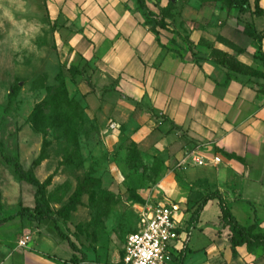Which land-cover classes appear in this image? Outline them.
Here are the masks:
<instances>
[{"label": "rangeland", "instance_id": "374dc122", "mask_svg": "<svg viewBox=\"0 0 264 264\" xmlns=\"http://www.w3.org/2000/svg\"><path fill=\"white\" fill-rule=\"evenodd\" d=\"M227 1L175 0L167 16L174 29H191L193 23L218 34ZM79 27L64 17L51 19L47 0H0V144L25 170L34 169L41 182L50 179L46 199L56 217L41 223L16 217L0 225V264H122L127 236L138 229L142 209L161 203L176 207L186 227L204 197L218 189L215 165L204 168L190 157L194 148L206 153L205 143L188 145L182 133L146 134L137 143L139 114L116 115L118 105L105 113L112 103H106L103 80L96 79L83 55L86 42ZM182 42L175 44L179 52L193 49ZM126 82L124 91H134ZM135 90L142 100V91ZM204 176L210 178L200 179ZM252 180L256 184L229 180L225 188L236 183L244 191L227 202L243 225L264 232V182ZM78 189L79 203L59 215ZM35 193L0 153V219L23 208L33 212ZM207 208L195 233L208 241L192 250L189 239L184 264H264V247L242 249L233 258L227 240L231 229L222 222L217 202ZM24 233L31 241L20 247ZM63 233L82 251L76 261Z\"/></svg>", "mask_w": 264, "mask_h": 264}, {"label": "crops", "instance_id": "0c3cea01", "mask_svg": "<svg viewBox=\"0 0 264 264\" xmlns=\"http://www.w3.org/2000/svg\"><path fill=\"white\" fill-rule=\"evenodd\" d=\"M170 1L147 0L146 5L157 14L160 22L161 10L167 8ZM259 4L264 9V0ZM47 8L51 19L64 17L80 25L81 37L86 42L83 55L97 73L91 75L103 80V88L107 90L105 98L109 99L106 103H112L105 108V113L114 112L118 105L116 115L122 117L125 111L139 114L134 120L136 126L139 121V129L133 136L135 142L140 143L148 134L163 138L182 133L188 145L205 143L206 153L199 151L201 154L210 160L214 156L221 157V162L215 165L214 179H218L217 191L227 204L228 198L234 199L244 191L236 183L233 190L225 188L229 180L245 182L248 179L251 184H256L252 179H258L257 184L264 182V94L258 92L264 80L227 70L210 58L213 46L245 65L263 70L254 58L256 42L244 32L248 22L262 31L263 16L240 14L237 9L223 10L221 27L218 34H213L200 26L194 28L193 23L191 29H174L168 16L164 19L167 27L161 28L154 23L153 31L146 25L144 14L137 10L135 0H47ZM248 8L254 11L255 0H249ZM218 37L228 40L242 52H235ZM182 39L193 49L179 52L175 44ZM262 48L264 51V40ZM126 80L134 91H124ZM135 88L142 91V100L137 97ZM201 173L206 174L207 170ZM247 191L250 193V189ZM212 202L218 205L217 200L207 205L210 207ZM205 209L202 217L209 211ZM195 232H198L196 227L190 236L192 250L204 247L202 243L208 241L201 240L203 234ZM245 248H238V255ZM228 250L232 254L231 248ZM184 261L181 259L179 264Z\"/></svg>", "mask_w": 264, "mask_h": 264}, {"label": "trees", "instance_id": "16d2710c", "mask_svg": "<svg viewBox=\"0 0 264 264\" xmlns=\"http://www.w3.org/2000/svg\"><path fill=\"white\" fill-rule=\"evenodd\" d=\"M146 1L147 0H135V3L137 5V10L142 12L145 16L146 25H149L153 31H155V26H153L154 23L156 25L161 26V28H166L167 24L164 22V19L167 17L168 12L174 10L175 2L171 0L169 6L161 10V15L163 16L161 21L158 22L157 19L155 20V18H158L157 14L149 10V8L146 5ZM260 1L261 0H255L254 11H251L248 8L249 0H228L226 3V7L228 11L237 9L240 14L249 13L250 16L264 17V9L260 7L259 4ZM152 17L154 18L153 21L151 20ZM244 32L250 37H253V39L255 40L257 51L256 53H254V58L257 61V63L259 62L262 63L261 67L263 70L245 65L239 62L237 58L234 57L233 55L215 49L213 46H211L212 50H211L210 58L218 65L225 67L227 70L240 73L249 76L251 78L264 80V51L262 48V42L264 40V29L262 31H257L254 23L248 22L246 24ZM219 40L223 42L225 45L235 50V52L238 53L242 52V50L239 47L233 45L228 40L222 39L220 37ZM258 92L264 94V84L259 85ZM0 153L5 163L14 169L15 174L19 178V180L26 182L27 184L33 186L36 189L34 211L32 212L28 208H23L15 215H10L9 217H4L3 219H0V225L10 222L14 220L16 217L18 218L21 217L22 219H25L29 222L31 221L36 223H41L47 220L54 221L56 217L54 216L49 206V203L46 199V187L50 183V179H48L45 182H41L36 176L34 169L25 170L23 165L17 158L7 156L3 152L1 144H0ZM227 156L230 157V155ZM36 165H38V162L35 163V166ZM80 197H81V191L80 189H78L75 192V194L70 198L69 202L65 206H63L62 209L58 212L59 215H64L70 212L72 209H74L76 205L79 203ZM0 198H1V194H0ZM212 200L218 201V206L221 213V219L223 223L226 226L230 227L231 229V232L228 234L227 239L229 241L232 255L234 257L238 255L237 249L240 247H244V246H246L247 248L264 247V232H255L252 227H246L242 225L233 215L223 195L219 191H214L206 195L204 199L199 203L198 208L194 211L191 217L188 218V221H186V227L184 228V231L187 233L188 240L190 239L192 229L196 227V224L199 221L201 213L204 211V208L206 207L208 202ZM63 239L68 242L69 246L74 251L73 260L76 261L77 259L76 254L82 253L81 249L79 248L77 243L65 233H63ZM188 243L189 242L187 241L183 249L182 260L186 258ZM81 260L86 261V255L84 253L82 255ZM88 264H95V263H88Z\"/></svg>", "mask_w": 264, "mask_h": 264}, {"label": "built area", "instance_id": "2783aa9c", "mask_svg": "<svg viewBox=\"0 0 264 264\" xmlns=\"http://www.w3.org/2000/svg\"><path fill=\"white\" fill-rule=\"evenodd\" d=\"M114 126L112 124L111 128ZM190 157L198 166L217 165L221 162L219 156L210 160L196 150ZM177 214L176 207L163 203L142 209L138 229L127 236L122 264H179L188 237L184 231V222ZM30 240V234L26 233L18 244L27 247Z\"/></svg>", "mask_w": 264, "mask_h": 264}]
</instances>
